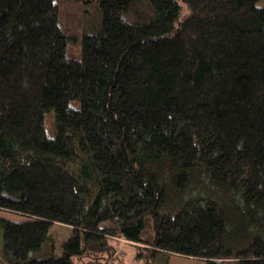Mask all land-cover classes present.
Masks as SVG:
<instances>
[{
  "label": "trees",
  "instance_id": "obj_1",
  "mask_svg": "<svg viewBox=\"0 0 264 264\" xmlns=\"http://www.w3.org/2000/svg\"><path fill=\"white\" fill-rule=\"evenodd\" d=\"M68 1L0 0V264H264L262 0Z\"/></svg>",
  "mask_w": 264,
  "mask_h": 264
},
{
  "label": "rangeland",
  "instance_id": "obj_2",
  "mask_svg": "<svg viewBox=\"0 0 264 264\" xmlns=\"http://www.w3.org/2000/svg\"><path fill=\"white\" fill-rule=\"evenodd\" d=\"M72 2H73L72 0H69L67 2V4L69 3L68 5L66 4L63 5L61 2L60 4L62 6H65L66 9L71 6L72 9H70L71 10L70 15L65 14L64 16L67 19V22L66 23L63 22L64 23L63 26L68 31L75 32L78 25L81 26L82 16L80 15L81 14L80 6L76 5L74 7L72 6ZM258 6L260 8H264V0L260 1L258 3ZM73 50L76 51L77 49H73ZM0 215L15 221L24 220L23 216L15 213L0 211ZM72 231L73 229L71 227L59 223H55L50 227L49 235L55 240L57 246L56 253L58 256L62 254L63 244L72 235ZM111 243L113 244L115 250L113 255L103 254L102 255L103 258H101L97 264H155V263L161 264L163 262L164 264H207L205 260L193 259L180 255L162 256L158 254L156 256H152V254L149 251L148 252L146 250L142 251L137 243L128 241L120 237H114L111 240ZM92 258H85L84 260H86V262H90ZM1 259L2 258L0 257V261Z\"/></svg>",
  "mask_w": 264,
  "mask_h": 264
}]
</instances>
